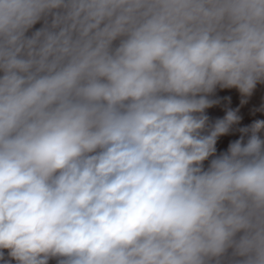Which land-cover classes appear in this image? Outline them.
<instances>
[{"label":"clouds","instance_id":"9594fccd","mask_svg":"<svg viewBox=\"0 0 264 264\" xmlns=\"http://www.w3.org/2000/svg\"><path fill=\"white\" fill-rule=\"evenodd\" d=\"M0 73V260L264 264V0H0Z\"/></svg>","mask_w":264,"mask_h":264},{"label":"rangeland","instance_id":"374dc122","mask_svg":"<svg viewBox=\"0 0 264 264\" xmlns=\"http://www.w3.org/2000/svg\"><path fill=\"white\" fill-rule=\"evenodd\" d=\"M48 19L50 22L51 17H49ZM42 24H43V21L34 25L33 29H31L28 34L31 35V32L39 29L42 26ZM0 75H2V73H0ZM210 99H214L218 101L212 107H216L219 104L221 105L222 103H224V106L227 111H230V110L236 111V113H239L242 110H248V109L252 110L255 107L259 111L262 112L259 120H264V82H258L255 89L249 96L242 95L239 92V90L236 88L221 89L217 87L216 91L210 96ZM224 116L225 115L218 116L216 120L223 119ZM247 138L248 137H246L245 140H247ZM228 146H229L228 142H222L221 144L217 142L216 144L217 153L216 154L219 155L220 153L226 152L228 149ZM208 163L209 161H205V168L208 166ZM5 262H8V264H16V261L12 260L8 256V250H4V259L0 260V264H5ZM49 264H56V260L51 259L49 261ZM225 264H227V262H225Z\"/></svg>","mask_w":264,"mask_h":264},{"label":"crops","instance_id":"0c3cea01","mask_svg":"<svg viewBox=\"0 0 264 264\" xmlns=\"http://www.w3.org/2000/svg\"><path fill=\"white\" fill-rule=\"evenodd\" d=\"M227 112L228 111L226 110L224 103H222L221 105L219 104L216 107H210V108L206 109L205 114L208 116L209 127L215 123L216 118L218 116L226 115ZM261 114H262V112L259 111L255 107L252 110L251 109L242 110L241 112L237 113V115L240 117L239 122L234 124L227 134L220 136L218 138L217 142L219 144H221L222 142H228L230 144L231 142H234L235 140L240 139L242 133L239 131V129L244 128V127H248L253 122L259 120ZM259 135L261 136V139H264V132L259 133ZM246 137H247V135H245V138Z\"/></svg>","mask_w":264,"mask_h":264},{"label":"bare ground","instance_id":"6f19581e","mask_svg":"<svg viewBox=\"0 0 264 264\" xmlns=\"http://www.w3.org/2000/svg\"><path fill=\"white\" fill-rule=\"evenodd\" d=\"M236 133V132H235ZM236 135V134H235ZM242 135V134H241Z\"/></svg>","mask_w":264,"mask_h":264}]
</instances>
